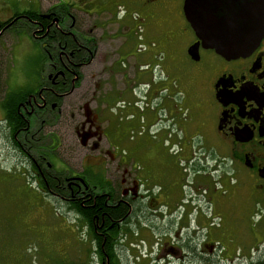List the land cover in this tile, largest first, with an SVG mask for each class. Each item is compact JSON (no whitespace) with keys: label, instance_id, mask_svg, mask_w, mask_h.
Returning <instances> with one entry per match:
<instances>
[{"label":"flooded vegetation","instance_id":"obj_1","mask_svg":"<svg viewBox=\"0 0 264 264\" xmlns=\"http://www.w3.org/2000/svg\"><path fill=\"white\" fill-rule=\"evenodd\" d=\"M185 1L56 0L47 8L0 19H14L0 34L14 25L26 26V35L41 43L39 52L52 65L48 83L42 82L20 103L23 126L17 133L31 129L42 111L62 113L63 102L56 99L72 95L85 69L102 54L93 30L114 25L117 39L126 28L117 14L120 7L132 11L135 28L149 46L141 67L150 80L144 84L145 106L153 112L147 113L148 146L143 152L152 168L135 167L114 152L117 176L106 179L111 188L98 191L99 185L85 184L92 175L71 174L61 194L49 184V170L31 163L38 187L69 208L90 202L91 196L94 201L105 196L113 207L126 208L113 220L111 233L104 232L105 219L99 225L95 216L93 248L82 254V264H264V37L247 55L224 57L204 47L186 17ZM82 17L89 20L84 23ZM130 77L128 71L122 79ZM84 96L67 111L71 138L100 150L109 135L108 117L92 108L94 97ZM4 117L7 121L6 112ZM41 158L50 168V156L43 153ZM258 206L259 218L247 216ZM235 218L241 220L239 226Z\"/></svg>","mask_w":264,"mask_h":264},{"label":"rangeland","instance_id":"obj_2","mask_svg":"<svg viewBox=\"0 0 264 264\" xmlns=\"http://www.w3.org/2000/svg\"><path fill=\"white\" fill-rule=\"evenodd\" d=\"M53 3L56 0H0V19L16 12L38 11ZM117 14L126 22V28L117 39L112 33L114 25L93 30L91 36L100 43L98 50L102 54L85 69V78L76 91L61 98L62 113L42 111L32 122L31 129L15 134L4 119L6 111L2 103L6 93L22 95L36 90L42 82L48 83L52 65L43 59L42 50L40 54L41 43L26 35V26L16 28L14 25L0 34V264H82V254L93 248L90 234L94 230L86 227L81 216L63 199L51 198L38 187L31 163L39 164L44 172L63 173L66 178L71 174L92 175L89 184L99 185L95 187L98 191L107 187V178L112 181L113 174L117 176L111 155L114 152L122 153L135 167L148 164L152 168L143 152L148 146L147 113L150 116L153 112L151 106H145L144 84L150 80L143 75L145 66L141 67L149 46L135 28L132 11L123 6ZM80 18L78 22L82 25ZM86 19L82 17L84 23ZM23 23L26 25V21ZM90 24L92 22L87 25ZM112 71L117 73L112 75ZM128 71L131 77L122 79ZM137 72L140 73L135 75ZM92 73L96 77H91ZM80 94H85V99L94 97L90 100L92 108L95 106L108 117L104 120L109 135L101 141L100 150H92L76 137L71 138L67 111L77 106ZM98 95L100 98H96ZM117 131L119 134L114 139ZM51 137H55L54 142ZM43 153L50 156V168L48 161L41 158ZM247 216L259 218V206L257 212H249ZM234 223L239 226L241 220L235 218Z\"/></svg>","mask_w":264,"mask_h":264},{"label":"water","instance_id":"obj_3","mask_svg":"<svg viewBox=\"0 0 264 264\" xmlns=\"http://www.w3.org/2000/svg\"><path fill=\"white\" fill-rule=\"evenodd\" d=\"M185 12L204 47L227 58L247 55L264 37V0H186Z\"/></svg>","mask_w":264,"mask_h":264},{"label":"trees","instance_id":"obj_4","mask_svg":"<svg viewBox=\"0 0 264 264\" xmlns=\"http://www.w3.org/2000/svg\"><path fill=\"white\" fill-rule=\"evenodd\" d=\"M28 15L31 17H34L33 12H28ZM35 18V17H34ZM13 18H10L6 23H3L0 21V31L5 26H7ZM80 75V72H79ZM65 88V87H60ZM57 89H59L57 87ZM32 91L25 92L24 94H17V95H9L6 93V96L3 100L2 106L6 111L7 114V121L9 123V127L12 130V132L15 134L21 126H23V122L20 120V116L18 114V107L22 101H24L27 98V94ZM62 97L55 98L56 100H59V103L61 101ZM54 99V101H56ZM57 139V137H56ZM47 179L49 184L56 189L58 193L65 194L63 190L64 181L66 180V176L63 173L60 172H54V171H47ZM87 173H83L82 175L85 176ZM89 179V180H88ZM88 181H85V184L89 186V181L91 179V176L88 178ZM94 196H91L90 202H83L79 201L77 203H72V206L70 207L72 210H74L78 215L81 216L82 220L85 222L86 227H88L91 231L94 230V227L96 225L97 220L95 219V216H98L99 219V225L102 223V219H105L104 228L107 229L104 232H110L111 228L110 226L114 223V219L120 218L123 216V214L126 213V208L124 206L115 208L113 207L109 202L106 201V197H97V199L94 201ZM109 227V228H108ZM94 233V232H93ZM112 246H110V250Z\"/></svg>","mask_w":264,"mask_h":264},{"label":"crops","instance_id":"obj_5","mask_svg":"<svg viewBox=\"0 0 264 264\" xmlns=\"http://www.w3.org/2000/svg\"><path fill=\"white\" fill-rule=\"evenodd\" d=\"M107 142H108V140H107ZM109 143V142H108ZM110 144V143H109Z\"/></svg>","mask_w":264,"mask_h":264},{"label":"bare ground","instance_id":"obj_6","mask_svg":"<svg viewBox=\"0 0 264 264\" xmlns=\"http://www.w3.org/2000/svg\"><path fill=\"white\" fill-rule=\"evenodd\" d=\"M193 163V162H192Z\"/></svg>","mask_w":264,"mask_h":264}]
</instances>
